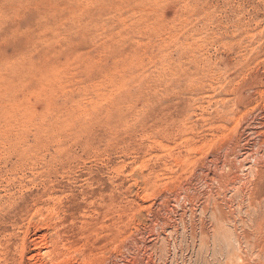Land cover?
Masks as SVG:
<instances>
[{"label":"rangeland","instance_id":"1","mask_svg":"<svg viewBox=\"0 0 264 264\" xmlns=\"http://www.w3.org/2000/svg\"><path fill=\"white\" fill-rule=\"evenodd\" d=\"M263 152L264 0H0V264H264Z\"/></svg>","mask_w":264,"mask_h":264},{"label":"bare ground","instance_id":"2","mask_svg":"<svg viewBox=\"0 0 264 264\" xmlns=\"http://www.w3.org/2000/svg\"><path fill=\"white\" fill-rule=\"evenodd\" d=\"M257 149H258V148H257ZM263 153H264V152H263ZM241 154H242V153H241ZM257 154H258V153H257ZM251 155H252V154H251ZM255 156H256V155H255ZM258 157H259V156H258ZM246 159H247V158H246ZM261 159H262V158H261ZM258 161H259V160H258ZM248 163H249V162H248ZM248 163H247V164H248ZM251 164H252V163H251ZM255 166H256V165H255ZM247 168H248V167H247ZM243 175H245V174H243ZM241 177H242V176H241ZM244 181H245V180H244Z\"/></svg>","mask_w":264,"mask_h":264}]
</instances>
